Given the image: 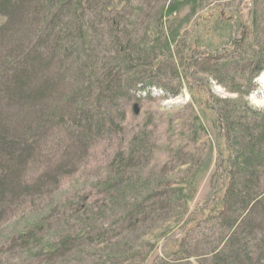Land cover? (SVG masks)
Instances as JSON below:
<instances>
[{
    "label": "rangeland",
    "instance_id": "1",
    "mask_svg": "<svg viewBox=\"0 0 264 264\" xmlns=\"http://www.w3.org/2000/svg\"><path fill=\"white\" fill-rule=\"evenodd\" d=\"M36 2L25 0L17 20L7 29H15V42L20 45L30 47L36 42L35 26L28 35L22 29L36 23L39 14L35 13L41 10ZM162 3L126 0L113 9V14L123 15L130 23L122 33L127 40L135 42L140 33L148 32L147 23L141 25L144 14L150 12L152 17ZM101 8L96 5L94 10ZM162 19L159 35L164 32L166 37L169 22L174 21L175 27L181 20L177 42L170 45L172 57L167 56L157 70L150 67L145 75L138 73L140 69L129 72L135 81L127 85L128 96L120 103L125 118L118 127L83 145L67 140L62 130L53 131L44 140L41 159L29 164L24 179L34 183L40 174L56 168L58 161L65 163L64 170L57 167L61 173L58 182L44 189V195L34 193L10 205L0 220V264H158L164 257L170 258L164 259L166 262L175 259L174 244L169 242L180 236L185 215L210 201L220 150L225 147L223 154L231 155L233 145L238 147L235 141L224 143L221 134L226 131L219 133L214 103L210 102L221 101L227 111L233 110L235 116L245 113L252 123H260L264 116V70L253 77V90L246 95L229 90L237 83L247 90L245 80L253 75L237 57L247 59L246 50L264 47V0H201ZM102 27L101 38L96 39L99 53L111 58V35L96 20L97 30ZM12 31L5 32L9 43L15 39ZM57 31L53 28L47 37L48 50L56 47ZM197 35L200 43L194 40ZM233 40L242 41L238 47L242 55H230ZM225 48L229 52L221 53ZM4 51L0 50V62ZM212 53L217 56L210 62L206 55ZM117 66L120 68V64L110 67L116 70ZM52 70L57 72L55 65ZM137 81L153 86L144 93L135 88ZM250 110L259 115L252 116ZM61 138L63 142L54 149L53 143ZM190 183L191 195L184 206L169 199V188ZM31 232L34 235H29ZM218 233L215 224H202V241L193 239V254L208 251L207 242L215 243ZM42 242H52L54 247L42 249ZM189 261L198 264L196 256Z\"/></svg>",
    "mask_w": 264,
    "mask_h": 264
},
{
    "label": "trees",
    "instance_id": "2",
    "mask_svg": "<svg viewBox=\"0 0 264 264\" xmlns=\"http://www.w3.org/2000/svg\"><path fill=\"white\" fill-rule=\"evenodd\" d=\"M200 1L163 0L152 17L150 12L144 14L141 25L147 23L148 32L140 33L134 42L122 34L127 32L130 23L123 15L113 14L126 0H37L41 10L35 13L39 14L36 23L20 27L26 34L32 26L36 27V42L29 47L15 42L18 35L13 27L7 31L17 20L25 0H0V48L6 51L0 62V220L7 215L11 204L34 193L44 195V189L58 182L61 173L57 167L63 171L65 166L61 161L56 162V168L40 174L34 183L24 179L29 164H37L41 159V145L53 131L62 130L67 140H78L83 145L118 127L125 118L120 103L128 96L127 85L135 79L129 72L140 69L138 73L145 75L150 67L157 70L167 61V56L172 57L170 45L177 42L181 20L175 27L174 21L169 22L166 37L164 32L159 35L162 18L178 13L186 4ZM95 3L102 7L101 12L94 10ZM96 20L111 35L108 48L111 58L99 53L96 39L101 38L103 27L97 30ZM53 28L60 33L55 36V49L48 50L47 37ZM11 31L15 39L9 43L5 35ZM199 39V35L194 38L196 43H200ZM241 42H231V56L242 55L238 50ZM259 48L246 50L250 55L247 59L237 57L239 64H246L247 71L253 72L245 80L247 90L239 88L238 83L237 87L229 88L238 96L253 90V77L264 70V58L261 61L264 47ZM220 52L228 53L227 48ZM216 56L215 53L206 55L210 62ZM112 64H120V68L117 66L114 70L110 67ZM220 83L225 86L223 81ZM151 86L147 81L135 84L144 93ZM215 102H210L214 103V121L219 124L220 134L226 131L221 138L224 137L226 145L227 141H235L238 147L233 145L231 155L223 154V150L227 151L225 147L220 150L222 155L218 159L210 201L185 215L179 227L180 236L169 242L174 244L175 259L166 262L164 259L170 258L164 257L158 264H192L189 259L193 256L197 257L198 264H264V181H260L261 176L264 180V116L259 118L260 123H252L245 113L237 112L235 116L221 101ZM250 111L254 117L259 115ZM58 140L59 143L52 145L54 149L63 142L62 138ZM191 185L169 188V199L184 206L191 195ZM208 221L216 225L219 237L215 243L207 242L208 251L195 255L192 241L196 237L202 241L201 225ZM40 245L42 249L54 247L52 242Z\"/></svg>",
    "mask_w": 264,
    "mask_h": 264
}]
</instances>
